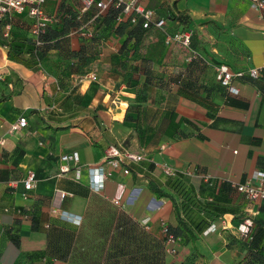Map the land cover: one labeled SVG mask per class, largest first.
<instances>
[{"label":"crops","instance_id":"obj_1","mask_svg":"<svg viewBox=\"0 0 264 264\" xmlns=\"http://www.w3.org/2000/svg\"><path fill=\"white\" fill-rule=\"evenodd\" d=\"M175 1L177 10L191 20L193 48L203 60L190 61L191 50L167 46L161 62L138 63L139 80H131L132 72L119 67L123 39L116 35L95 44L97 60L88 70L97 74V82L74 75L64 79L62 61L53 56L30 68L11 61L0 43V137L7 139L0 145V264H18L23 258L45 264L47 235L41 229L58 223L52 212L57 190L72 195L62 209L83 216V242L77 244L74 259H53L51 264H98L93 245L100 238L90 229L93 220L98 223L105 217V208L122 211L131 223L156 237L163 222L176 229L173 201L158 198L149 185L158 182L170 192L162 170L165 165L184 177L199 205L219 195V204L232 210L213 220L180 205L186 222H204L203 230L213 224L216 229L208 234L196 230L194 240L181 233L177 243H166L167 256L169 249H176L179 264L190 258H195V264H250V251L241 245L237 232L238 224L248 218L255 221V230L262 224L259 248L264 250V203L251 202L233 186L254 171H264V77L254 80L247 74L251 68H264V18L251 9L249 0H140L160 12ZM56 3H49L46 11L56 14ZM67 4L73 5L70 0ZM12 19L9 41L24 40L28 19L23 14ZM3 23L0 39L7 31ZM169 28L183 30L174 22H169ZM68 35L72 48L78 50L81 40L73 29ZM129 62L130 58L124 66ZM219 65L246 73L232 81L238 93L217 80ZM148 77L154 83L146 88ZM139 94L147 95L148 101L136 103ZM55 98L62 99L57 108ZM21 116L28 119V127L10 135L11 125ZM109 147L143 154L145 161L114 169L104 159ZM72 152L80 155L81 181L74 179L76 166L60 175L61 157ZM149 165L153 171L146 169ZM93 166H105L110 173L100 194L87 185V169ZM139 168L147 171L145 177ZM30 171L36 173L37 186L24 199ZM115 199L121 206L114 204ZM19 208L32 210L41 229L33 230L30 217L16 212ZM10 229L18 230L20 247L7 237Z\"/></svg>","mask_w":264,"mask_h":264},{"label":"trees","instance_id":"obj_2","mask_svg":"<svg viewBox=\"0 0 264 264\" xmlns=\"http://www.w3.org/2000/svg\"><path fill=\"white\" fill-rule=\"evenodd\" d=\"M47 5L48 4L45 5L44 10L53 18V22L48 25L44 34L40 37L35 36L32 33L33 21L27 14H23L28 19V24L25 23L26 26L24 24L25 27L23 28L26 30L25 39L9 41L12 33V25L14 23V19H12L11 21L7 20L5 23H3L4 21H0V24L3 23L2 26L4 29H6L7 25L11 27L8 36H5L6 32H4V38L0 39V43L7 49L8 57L11 61L29 68L41 65L43 61L50 58V56L61 60L64 66L63 71L65 72L64 79H69L71 75L81 78L89 74L91 72L88 70L89 67L97 60L98 51L95 49V44L108 39L111 35H116L123 39L119 67L128 69L132 72L130 76L131 80L132 78L139 80L138 63H142L143 65L149 62L159 63L166 57L167 46H169L165 44L166 35L179 31H170L169 22H174L178 27H183V30L180 31L190 30L188 26L191 20L184 12L177 10V1L171 5V8L163 12H160L159 9L146 6V8L156 12L157 19H165L166 26L164 30H160L154 25L147 29L144 28L143 20L140 16L136 17L135 21H133V16H130L120 22L119 18L122 16L123 7H116L114 5L103 13H99L98 7L95 6L91 11L85 14L82 13V8L78 9L71 4H67V1L59 5L56 14L48 13L46 11ZM162 6L163 5H161V7ZM79 16H82L83 19L80 20ZM91 20L92 24L90 27L92 28V36H84L80 33V30ZM71 29L74 30V35L81 40V47L78 50L72 48L71 36L68 35ZM54 33L59 34L55 37ZM193 40L192 50H194ZM51 51L57 52L51 55ZM194 51L199 53L197 50ZM200 57L199 59H202V56ZM128 58H130V62L124 66V62H126ZM262 77H264V74L254 80H259ZM131 80L128 79L127 81H129V83H127L130 84ZM64 83L65 82L61 80V87L65 86ZM153 83L152 79L148 77L144 84L145 87L148 88L153 85ZM6 98L7 97H4L3 99ZM61 100L62 99L55 98L56 108ZM147 101L148 96L145 94H139L136 97V103L139 105ZM65 103L61 105L63 106ZM53 111L54 109L50 111V113ZM146 169L148 171H153L154 166L149 165ZM138 173L142 174V177H145L147 171L139 168ZM163 175L166 178L165 186L170 192L162 190L158 182L150 181L149 185L152 193L158 198H168L173 201L178 226L176 229H171V227L167 225L177 238L180 237L179 235L181 233H186L194 240V233L196 230H200L204 233L213 225L203 230L205 227L203 224L204 222L197 224L186 222L181 215L180 205L183 208L190 207L196 209L198 212L207 215L213 220L232 211L219 204L220 200H222L219 195L213 198L211 202L199 205L189 190L183 176H177V174L168 176L164 173ZM32 193L33 191L29 193V196H31ZM176 197L179 199V203ZM261 203H264V201ZM17 211L24 217L26 215L30 217L33 223V230L37 231L41 229L37 224L32 210L19 208L16 209V212ZM108 211L111 212V216L106 215ZM104 213L105 217H103L100 222L96 223L93 220V225L90 229V231L97 233L100 238V242H94L95 245H93V253L97 255L96 260L98 264H167L166 236L163 233V227L161 228L162 237H156L141 228L138 223H131L127 215L122 211L108 209L105 210ZM252 221L254 224L250 236L241 238L240 243L245 249L250 251V264H264V250L259 248L263 235L262 224H259L260 228L255 230V221L253 219ZM57 222L58 223L55 225H49L47 228L41 229L47 235L45 264H51L53 259H74L78 253L77 244L83 242L82 236H80V234L83 233L81 229L83 224L81 226H74L62 221L58 216ZM240 224H238V226ZM6 234L14 245L20 247L21 236L18 230L10 229L7 230ZM194 261L195 258L186 259L183 264H195ZM41 262H43V260L23 258L18 264H39Z\"/></svg>","mask_w":264,"mask_h":264},{"label":"built area","instance_id":"obj_3","mask_svg":"<svg viewBox=\"0 0 264 264\" xmlns=\"http://www.w3.org/2000/svg\"><path fill=\"white\" fill-rule=\"evenodd\" d=\"M60 0H0V21L8 20L11 21L15 14H27L33 21L32 33L40 37L45 33L48 25L53 22V18L50 17L44 10L46 4L56 3ZM82 4V13L91 11L95 6L98 7L99 13H103L108 10L112 5L116 7H123L122 16L119 21H123L126 17L133 16V21L136 17L140 16L143 20V27L150 28L154 25L160 30H164L166 26L165 19H157L156 12L152 9L146 8V6L140 2V0H78ZM250 7L252 10L257 12L261 18H264V0H249ZM92 20L81 28L80 33L84 36H92V28L90 27ZM10 25L6 26V34L8 36ZM193 31L185 30L178 31L171 34H167L165 38L166 45H180L181 47L191 50V56L189 60L200 57V54L192 50ZM40 44V43H38ZM217 80L222 86L227 87L233 93L238 91L232 87V81L236 77H242L245 75L243 72H232L226 65H219L216 67ZM264 74V68L255 69L251 68L248 70V75L251 78L258 79ZM81 81L88 80L90 82H97L98 76L94 72L80 78ZM48 109L47 112H50ZM29 125L28 119L24 116L18 118V120L11 125L9 134L13 135L19 131L26 129ZM6 137H0V145L3 146L6 143ZM165 150V147H162ZM105 162L114 169L122 168L125 164L135 163L139 164L145 161L143 154L134 153L131 151H123L116 147H109L105 154ZM62 166L60 169V175L65 176L72 172L73 166H76L74 170V179L81 181L83 178V170L79 167L80 155L78 152H72L65 154L61 157ZM163 173L168 176L175 175L176 172L165 165L162 168ZM126 175L130 174L129 169H125ZM110 176L105 166H93L87 169V185L91 192L100 194L105 191L106 180ZM205 181H208V177H203ZM37 186L36 173L30 171L26 180L24 181L23 198L28 199L29 193L34 191ZM237 191L247 197L251 202L261 203L264 201V171H254L252 174L243 182L233 184ZM71 194L66 193L63 190H57L54 195V203L52 212L56 214L62 221L67 222L74 226H81L83 224V216L69 212L62 209V204L67 197H71ZM114 204L121 206L119 200L115 199ZM252 219H246L237 227L238 235L241 238H247L251 234L253 227ZM163 233L166 236V243L168 246L173 243H177L178 238L170 231L168 225L163 222ZM216 226L212 225L205 233L208 234L211 231H215ZM171 255H176V249H169Z\"/></svg>","mask_w":264,"mask_h":264},{"label":"rangeland","instance_id":"obj_4","mask_svg":"<svg viewBox=\"0 0 264 264\" xmlns=\"http://www.w3.org/2000/svg\"><path fill=\"white\" fill-rule=\"evenodd\" d=\"M64 1H69V0H61L60 2H57L56 5L59 6ZM70 2H72V4H73L72 6H74V7L79 9V6L77 5L76 1L70 0ZM79 19L82 20L83 17L79 16ZM91 72H93V71H91ZM118 111H120V110H118ZM105 210H108V208L107 209L105 208ZM106 215L111 216V212H109V211L106 212ZM159 237H162V232L161 231H160ZM166 262H167V264H179L180 263V258L178 259L177 255L176 256L170 255V256L167 257Z\"/></svg>","mask_w":264,"mask_h":264}]
</instances>
